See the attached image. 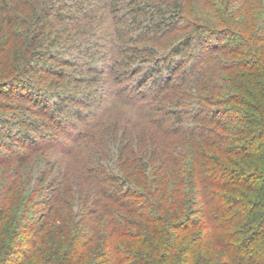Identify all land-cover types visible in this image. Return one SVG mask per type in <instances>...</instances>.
Returning <instances> with one entry per match:
<instances>
[{"label": "trees", "instance_id": "trees-1", "mask_svg": "<svg viewBox=\"0 0 264 264\" xmlns=\"http://www.w3.org/2000/svg\"><path fill=\"white\" fill-rule=\"evenodd\" d=\"M68 2L0 0V92L29 89L37 107L49 97L59 108L100 105L102 79L88 67L102 49L111 76H138V93L154 83L156 95L145 115L101 124L74 164L37 148L0 159V264H264V8L249 27L248 15L226 21L229 2L214 21L204 6L190 18L183 0ZM184 21L194 30L169 54L145 42ZM220 36L229 39L215 58L202 63L201 50L192 62ZM74 52L83 59L69 65ZM22 100L19 114L0 110V137L37 144L51 115ZM14 121L22 135L5 131Z\"/></svg>", "mask_w": 264, "mask_h": 264}, {"label": "rangeland", "instance_id": "rangeland-1", "mask_svg": "<svg viewBox=\"0 0 264 264\" xmlns=\"http://www.w3.org/2000/svg\"><path fill=\"white\" fill-rule=\"evenodd\" d=\"M73 0H70L68 4H73ZM185 2V12L187 15H189L190 18L199 17L202 14H200V7H206V11L201 12L203 13V16L206 14L211 17L209 18L211 21H214L218 18L217 14L220 13L223 2H229L227 3V6L223 7L224 13L223 17H225L227 22H239L240 20L243 21L246 19V16H250V20L252 23L249 24V27H252L256 25V23L260 19V13H262V9L264 8V0H183ZM233 2H236L234 5ZM124 3V2H123ZM121 4L122 7V13L121 15L127 14L128 8H125V4ZM215 4V5H214ZM213 6V8H212ZM219 11L218 13H214L215 10ZM241 7L245 8L244 11H240L238 14L239 8ZM103 11V10H101ZM99 15L102 16L101 12ZM110 12V11H109ZM108 10L104 13H109ZM205 13V14H204ZM111 18V14L109 15ZM208 16V17H209ZM253 18H252V17ZM108 18V21L106 23L101 24V29L105 28V24L112 23V19ZM257 19V20H256ZM98 21V20H96ZM254 22V23H253ZM126 26V25H125ZM123 27V25H122ZM121 27V28H122ZM130 28V25H127V28ZM99 28V27H98ZM123 30V28H122ZM194 30V27L190 26V23H186L185 21L182 23H179L169 34H166L162 36L161 38H155V39H149L145 41L148 44H152L158 51L161 53V55L169 54L172 46L176 43H178L180 40H182L188 33ZM102 31V30H101ZM100 31V33H101ZM124 31V30H123ZM122 34V33H121ZM138 35L139 32L137 31L134 33V35ZM133 35V34H132ZM118 37V35H116ZM128 36V35H127ZM136 37V36H135ZM136 39L132 40L131 43H136ZM229 37L227 36H220L215 37L213 40H211L207 45H202L200 47L194 48L192 52L193 58L192 62H195L197 58H200L203 53L201 50H205L207 54L203 55L202 63L205 62V60L211 59L213 56L216 57V53L219 51L220 46L225 44L228 41ZM139 40V39H138ZM102 42V41H101ZM105 41L101 44L105 45ZM90 45V44H89ZM89 45L86 47L87 50H89V53H95L96 49H89ZM120 45V44H119ZM91 46V45H90ZM218 48V49H217ZM106 50H98L99 57L97 58L95 63H91V66L88 68L90 69V74H97L100 73L101 82L95 83V87H103L102 92V98H100V102H97V105L99 107L98 110L97 106L93 104V102L89 103L86 108L81 107L82 104H63L61 108L56 105L58 104V100L56 97L52 98H45V107H37L34 105V102H29L31 99V92L29 89L24 91L23 97L17 95L18 89H13L10 91L9 95H6V93L0 92V110L3 112H7L8 116L12 115V112L17 111V114L21 113L19 107H17L19 104V100L22 98V102H25L28 106V108H31V111L36 110L38 115L45 114L44 112H47L50 117H41L42 120H44V124H46V129H42L41 132H36L33 134L35 136V139L37 140V144H33L31 142H26L24 139L21 138V136L15 137V139H2L0 137V159L2 158H9L11 159H17V156L24 152H31L34 151L35 148L39 149L41 154H46V156H49L50 159L53 161L56 160H63V158L67 157L70 161V163L74 164L72 158H74L72 153H77L79 150L85 151L84 145L86 143L90 142L93 143V136H97L101 133V130H99V126L104 123H114L116 118H121L123 121H126L127 118L133 117V113L135 115V118L139 115L143 116L145 115L143 112L145 109H149L150 105L152 104V100L155 97V88H153L154 83H147L145 85L141 86L143 87L142 92L138 93V90L136 89L137 85L140 84V80L137 77H132V74L128 75L123 74L120 79L114 78V76H111L108 71L109 66V55L105 53ZM72 59H70V56ZM79 53L74 52L68 53V56L65 55L63 58L67 60L69 58V65L75 64V62H78V57H81L83 59V55H78ZM120 52L118 53V55ZM120 56H123L120 54ZM119 56V57H120ZM183 57H176V62L183 60ZM62 62V61H61ZM189 62V61H188ZM201 63V64H202ZM150 66V65H149ZM56 68L58 66H55ZM139 66L138 62L133 63L132 68L136 69ZM147 66H144L143 68L146 70ZM139 69V68H138ZM184 68L181 69L177 74L181 73ZM143 72V71H142ZM164 75L168 74V70H163ZM191 72V71H190ZM189 72V73H190ZM188 73V74H189ZM142 74V73H141ZM170 74V73H169ZM109 76V77H108ZM140 77V75H139ZM87 85H90L89 83H86ZM189 83H187L188 85ZM93 86V85H92ZM101 86V87H100ZM66 86H61L60 89H65ZM68 87V88H67ZM69 92L76 91L75 88H78V86H67ZM145 93L146 95L144 96ZM143 95V96H142ZM9 98V99H7ZM122 98V99H121ZM119 99V101H117ZM194 103L189 107V109L196 108L198 106L197 102H195V98L193 97L191 99ZM9 102H12L13 105L10 106L9 109H5L6 105L9 104ZM113 105V106H112ZM144 109L141 108V110L138 108L139 106H143ZM12 107V108H11ZM82 109L83 116L81 119H77V116L75 114V110ZM139 109V110H138ZM112 110V111H111ZM0 111V112H1ZM98 111L99 112V119H96L91 114H88L89 112ZM114 112V113H113ZM10 113V114H9ZM112 114V115H111ZM124 116V118H123ZM40 117H38V120ZM113 118V119H112ZM188 120V119H187ZM184 122V128L185 132H187V129L191 128L193 125L189 121ZM6 130L11 131L12 133L21 131V135L23 134V131L21 130V126L19 123H16L14 121L12 125L9 128H6ZM19 131V132H20ZM103 132V130H102ZM45 133L47 135H45ZM88 137V138H87ZM34 183V181H33Z\"/></svg>", "mask_w": 264, "mask_h": 264}]
</instances>
